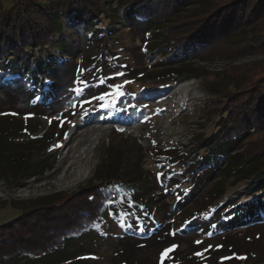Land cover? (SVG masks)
Segmentation results:
<instances>
[{
    "label": "trees",
    "instance_id": "1",
    "mask_svg": "<svg viewBox=\"0 0 264 264\" xmlns=\"http://www.w3.org/2000/svg\"><path fill=\"white\" fill-rule=\"evenodd\" d=\"M5 1L0 0V101L5 109L25 99L33 113H58L56 99L66 92H58V80L71 67L67 62L62 70L57 69L41 50L56 34L63 41V23L82 25L80 41L88 51L85 64L89 65L76 73L73 70L67 90L82 92L83 87L101 80L99 70L107 75L121 71L123 78L132 80L148 74L143 79L168 84L184 78L201 81L210 96L203 106H216L212 109L217 116L215 128L196 133L190 142L192 150L161 151L170 158L176 154L172 161L180 160L183 169L175 177L163 174L162 178L190 185L177 193L174 210L184 207L205 183L219 180L209 190L207 209L195 210L175 233L184 236L198 230L219 236L230 231L225 236L235 259L249 260L264 253L261 238L256 237L254 245L246 240L264 225V141L250 138L264 134V68L255 71L244 65V81H230L228 73L226 80L217 82L202 65L216 45L229 47L219 51L221 57L264 53V0H129L117 15L113 0ZM125 33L136 47L125 46ZM126 49L132 63L117 67V53ZM146 52L154 59L150 65L144 62ZM91 68L89 79L86 74ZM41 128L42 124L37 127L29 119L0 117L1 183L8 187L26 184L54 169L53 161L44 164L50 146ZM114 149L102 152L92 177L76 192L32 200V206L18 218L0 224V264H59L57 251L65 240L100 225L109 212L134 229L120 237V246L132 242L133 248L152 247L173 240L172 209L164 200L169 190H164L165 195L154 193L141 152L127 157ZM226 181L229 186L242 183L238 196L226 195ZM237 236L244 243H238ZM241 245L243 251L238 252Z\"/></svg>",
    "mask_w": 264,
    "mask_h": 264
},
{
    "label": "rangeland",
    "instance_id": "2",
    "mask_svg": "<svg viewBox=\"0 0 264 264\" xmlns=\"http://www.w3.org/2000/svg\"><path fill=\"white\" fill-rule=\"evenodd\" d=\"M113 1L112 5L117 6V15L129 0ZM62 32L64 43L56 34L46 48L41 50L43 54H49L51 63L57 69L62 70L67 62L71 67L68 73L58 80V92L66 91L56 99L58 105H55L54 109L58 113L52 115L47 110L33 113L25 99L6 109L3 107V101H0V117L14 115L21 120L34 121L37 127L42 124L50 146L49 156L44 164L54 162V169L44 171L40 180L30 178L26 184L12 187L0 182V224L18 218L32 206V200L46 195H68L79 190L92 177L93 171L100 163L102 152L107 147H113L127 157L141 152L144 168L151 173L154 193L165 195L164 190H169L164 200L172 209L170 231L173 240L152 247L148 245L141 248L137 245L133 248L132 242L120 246V237L134 232V229L128 226L122 217L109 212L100 225H94L65 240L57 251L61 260L59 264H264V253H256V256L249 260L244 257L235 259L234 251L229 247V238L225 236L230 231L219 236H211L198 230L184 236L175 233L179 224L195 210L203 207L207 209L211 197L209 190L219 180L216 179L214 184L205 183L195 197L187 200L184 207L174 210L177 193L190 185L165 180L162 175H158L163 173L175 177L176 173L183 169L178 164L180 160L172 161L174 156L194 148L190 142L196 133H209L215 128L217 116L212 109L216 106H203L204 102L210 100V96L208 97L202 88L201 81L184 78L177 83L168 84L149 81V78L143 79L149 77L148 74L141 76V80H132L123 78L122 72L116 70L109 74L113 77L110 80L106 72L99 70L97 75H101V80L87 88L83 87L82 92L67 90L73 70L76 73L79 69L89 66L85 64L88 51L81 45V24L63 23ZM118 33L122 31L119 30ZM122 37L125 46L134 48L135 41L129 38V34L125 33ZM228 48L226 45H216L212 48L211 58L202 62L217 82L226 80L228 73H231L230 81H244L247 77L243 73L244 65L255 71L264 68V53L239 57L235 54L236 57L233 58L217 56L219 51ZM64 49L70 53H66ZM127 49L118 51L117 67L132 63L131 53ZM153 60L152 53L146 52L144 62L150 65ZM259 61L261 64L256 63ZM93 71L94 68H91L86 74L89 79ZM216 72L220 74L216 76ZM77 83L81 85L83 82ZM184 86L186 90L177 94V90ZM111 117L117 121H106ZM263 137L264 134L250 136L253 141L260 140V143L264 141ZM182 145L186 147L182 148ZM166 149L178 150V153L172 152L173 156L170 158L166 153H161ZM229 183L230 181L225 182L226 195L232 198L238 196L242 183L231 186ZM256 237L261 238V242L264 241V225L255 228L246 240L253 241L254 245ZM234 238L238 243H244L242 236ZM241 247L236 250L243 251V245Z\"/></svg>",
    "mask_w": 264,
    "mask_h": 264
},
{
    "label": "bare ground",
    "instance_id": "3",
    "mask_svg": "<svg viewBox=\"0 0 264 264\" xmlns=\"http://www.w3.org/2000/svg\"><path fill=\"white\" fill-rule=\"evenodd\" d=\"M185 90H186V89H185V86H184L182 89H180V90L178 89V90H177V94H178V93H181V92H183V91H185ZM175 95H176V94H175ZM176 97H177V95H176ZM106 121H117V119L111 117V118L107 119Z\"/></svg>",
    "mask_w": 264,
    "mask_h": 264
},
{
    "label": "snow or ice",
    "instance_id": "4",
    "mask_svg": "<svg viewBox=\"0 0 264 264\" xmlns=\"http://www.w3.org/2000/svg\"><path fill=\"white\" fill-rule=\"evenodd\" d=\"M158 175H163V173H158ZM90 199H92L91 197H90ZM197 243H200L199 241H197Z\"/></svg>",
    "mask_w": 264,
    "mask_h": 264
}]
</instances>
